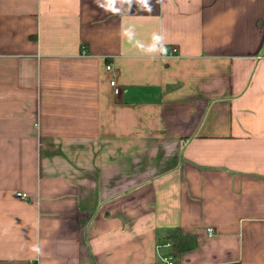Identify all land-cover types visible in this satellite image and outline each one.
Returning <instances> with one entry per match:
<instances>
[{"label":"crops","instance_id":"obj_1","mask_svg":"<svg viewBox=\"0 0 264 264\" xmlns=\"http://www.w3.org/2000/svg\"><path fill=\"white\" fill-rule=\"evenodd\" d=\"M151 3L0 0V264H264V0Z\"/></svg>","mask_w":264,"mask_h":264},{"label":"clouds","instance_id":"obj_2","mask_svg":"<svg viewBox=\"0 0 264 264\" xmlns=\"http://www.w3.org/2000/svg\"><path fill=\"white\" fill-rule=\"evenodd\" d=\"M94 2L102 11L113 15H121L125 9L130 13L133 5L141 12L151 13L153 11L151 0H94ZM156 3L161 4L162 0H156ZM120 35L122 38H125L133 48L138 50L141 55L151 59L159 58L167 61L168 47L166 44L165 30L163 28L160 31L153 32L150 42L148 43L137 38L135 25L122 27ZM32 250L37 255L42 254V249L39 244L33 245Z\"/></svg>","mask_w":264,"mask_h":264},{"label":"trees","instance_id":"obj_3","mask_svg":"<svg viewBox=\"0 0 264 264\" xmlns=\"http://www.w3.org/2000/svg\"><path fill=\"white\" fill-rule=\"evenodd\" d=\"M166 243L170 244V248H172V255L175 257H178L182 253L197 247V239L193 235L184 233L179 228L169 231Z\"/></svg>","mask_w":264,"mask_h":264},{"label":"built area","instance_id":"obj_4","mask_svg":"<svg viewBox=\"0 0 264 264\" xmlns=\"http://www.w3.org/2000/svg\"><path fill=\"white\" fill-rule=\"evenodd\" d=\"M177 49H174V51H176ZM108 69L110 70L111 69V66H108ZM112 86L115 90V93L116 94H119L120 93V89L119 87L117 86V84L115 83V81L112 82ZM17 198L20 199V200H26L27 199V195L25 193H17ZM209 232H212V230H208ZM165 246L167 247H170V244L169 243H166ZM164 262L165 264H174V262L171 260V259H164Z\"/></svg>","mask_w":264,"mask_h":264}]
</instances>
